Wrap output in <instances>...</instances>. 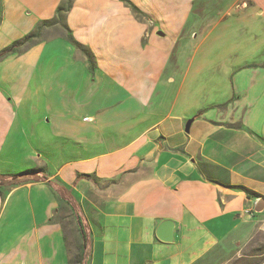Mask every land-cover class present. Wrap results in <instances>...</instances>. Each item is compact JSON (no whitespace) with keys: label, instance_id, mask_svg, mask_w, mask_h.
Here are the masks:
<instances>
[{"label":"crops","instance_id":"obj_1","mask_svg":"<svg viewBox=\"0 0 264 264\" xmlns=\"http://www.w3.org/2000/svg\"><path fill=\"white\" fill-rule=\"evenodd\" d=\"M127 1L73 0L92 69L61 28L0 58V154L45 176L0 187V264H197L264 226V0ZM61 2L0 0V52Z\"/></svg>","mask_w":264,"mask_h":264},{"label":"rangeland","instance_id":"obj_2","mask_svg":"<svg viewBox=\"0 0 264 264\" xmlns=\"http://www.w3.org/2000/svg\"><path fill=\"white\" fill-rule=\"evenodd\" d=\"M58 28L61 27L57 24H49L43 27L40 31L39 40L45 37V34H53L52 32ZM192 48L185 46L183 51L186 52ZM202 50L201 48L197 51L198 59H202ZM183 60H186V57H183ZM32 124L31 120L20 121L21 128L24 130L31 131ZM19 145V151L14 152V154H0V171L10 170L18 173L32 167L33 163L30 161V157L33 156V152L29 149L27 142L25 147L22 144ZM57 155L54 154V156ZM241 236V234H237V236L229 237L224 244H221L220 248L217 247L208 251L197 264H264V226L256 223L248 236L239 238Z\"/></svg>","mask_w":264,"mask_h":264},{"label":"trees","instance_id":"obj_3","mask_svg":"<svg viewBox=\"0 0 264 264\" xmlns=\"http://www.w3.org/2000/svg\"><path fill=\"white\" fill-rule=\"evenodd\" d=\"M122 2H124L127 6H129L133 12L139 13L137 8L135 6H133L129 1L127 0H121ZM73 0H62V2L57 6L56 8V13L55 16L50 19V20H44L42 22H40L34 31H32L30 34L24 36L23 38L13 42L8 48L2 50L0 52V58H3L5 56H8L10 54L13 53H17L20 52L22 50H26L28 47L32 46L33 44L37 43L39 40V36H40V31L43 27L47 26V25H54L57 24L59 25L61 28H63L64 32H65V37L66 39L71 43V45L79 50L80 52H82L88 63H89V68L92 69L94 67V61H93V57L90 54V52L87 50V48H85L83 45L79 44L78 42H76L71 33L70 30L67 28L66 23H65V18H66V14L68 13V11L71 8ZM140 14V13H139ZM44 171L42 168H31V169H26L23 170L17 174L14 175H2L0 174V187L2 186H12V185H16L18 183H22V182H28V181H34V180H38L39 176L42 175L41 178H44L45 176H43ZM79 177H90L89 174H79ZM246 195L247 197H250L252 195H255L249 191H246ZM84 237V235H83ZM82 257L80 256L79 259V263L81 262Z\"/></svg>","mask_w":264,"mask_h":264},{"label":"water","instance_id":"obj_4","mask_svg":"<svg viewBox=\"0 0 264 264\" xmlns=\"http://www.w3.org/2000/svg\"><path fill=\"white\" fill-rule=\"evenodd\" d=\"M191 120H188L185 125V131H188V126ZM264 207V200L260 199L256 204L254 211L260 212ZM174 223L171 220H163L156 228V237L163 242H171L173 240Z\"/></svg>","mask_w":264,"mask_h":264}]
</instances>
